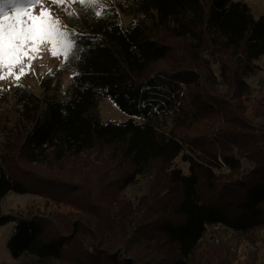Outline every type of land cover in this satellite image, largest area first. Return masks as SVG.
Returning a JSON list of instances; mask_svg holds the SVG:
<instances>
[{"label":"trees","instance_id":"1","mask_svg":"<svg viewBox=\"0 0 264 264\" xmlns=\"http://www.w3.org/2000/svg\"><path fill=\"white\" fill-rule=\"evenodd\" d=\"M102 2V17L91 11L82 14L79 3L77 10L66 12V25L78 40L94 37L84 39L80 61L44 76L40 93L27 85L14 86L11 97L17 107L12 119L3 117L2 103L8 96L0 92V136H5L6 146L0 157V226L15 223L8 248L16 263L8 264H146L144 257L152 264H195L193 255L209 227L224 225L240 233L264 227V163L253 161L242 174L243 145L238 139L231 138L233 149L223 151L205 148L199 136L187 140L178 132L217 110L214 94L186 97L187 88L200 84L203 70L211 73L206 78L212 77L213 83L219 75L234 92L251 94L248 79L259 71L258 61L264 57V14L254 16L241 0ZM69 12L76 14L74 19ZM122 15L132 21L124 25ZM171 40L184 41L185 58L171 70L156 69L171 54ZM210 58L217 61L218 75L208 65ZM71 71L65 89L61 73ZM104 98L129 118L103 120L97 107ZM262 109L264 127V105ZM254 125L243 118L233 128L240 130L238 137ZM258 142L262 155L264 139ZM15 148L18 155L25 151L28 162L42 164L99 149L126 166L130 174L109 201L118 208L124 204L114 211L119 217L112 219L113 228L80 208L74 218L69 215V228L57 232L51 227L53 234H48L42 216L2 213L1 203L9 193L29 192L6 165V153ZM179 157L187 170L177 165ZM158 171L165 175L167 189L178 195L179 221L163 218L152 229L155 233L146 236L140 227L150 191L134 205L124 190ZM234 171L247 177L241 176L231 188L242 193L239 200L213 202L201 195V186L213 191L220 176Z\"/></svg>","mask_w":264,"mask_h":264},{"label":"rangeland","instance_id":"2","mask_svg":"<svg viewBox=\"0 0 264 264\" xmlns=\"http://www.w3.org/2000/svg\"><path fill=\"white\" fill-rule=\"evenodd\" d=\"M105 1L116 4L121 0ZM241 1L250 7L254 16L264 14V0ZM44 4L51 10L54 17H58L66 25V12L69 8L77 10L78 2L77 0H60L58 5L53 6L51 0H44ZM35 12L38 14L39 6ZM122 21L124 25H128L132 21V17L122 15ZM169 42L173 45L172 52L167 60L155 67L156 69L171 70L174 68L173 63L179 64L178 62H182V58H185L183 57L186 45L184 41L171 40ZM41 56L42 58H40ZM62 59V56L54 58L51 55V46L45 45L37 53V58L32 63L34 74L24 75L20 84L30 86L34 92L40 93L41 79L48 74L49 69H51V73L55 72L60 67ZM216 62L214 59H208V65L211 66L214 75H218ZM258 63L259 71L248 79L251 86V94L248 96L234 92L232 88L223 83L219 75L214 84L212 77L206 78L211 73L208 70H203L204 77L200 84L187 88L186 97L191 99L193 94L196 97L202 94L206 96L214 94L217 98L215 102L219 103L217 110H213L193 127L178 130L187 140L199 136L200 141L204 142V147L208 149L229 151L234 147V145H230L231 138H233V142L238 139L241 142L240 145H243L239 148L242 174L250 170L254 162L264 163V154H260L258 142L264 139L263 109L260 111V106L264 105V57L260 58ZM72 76L73 71L61 73L65 89L70 86ZM14 86L15 82L12 78L0 80V92L8 96V99L2 103L1 109L3 117L6 119L14 118L16 112V105L11 97ZM97 111L103 120L125 121L129 118L110 98L100 100ZM243 118H249L250 122L255 125L237 137L240 130L238 129L237 132V129L233 127ZM135 119L141 121L138 117ZM4 137L0 136V157L4 154L6 147ZM18 150L15 148V150L6 153V165L15 178L28 186L29 192L25 194L9 193L1 203L2 213H13L26 217L42 216L48 222V234H53L55 231L61 232L60 230L69 228V215L72 214V218H74L78 215L75 211L80 208L88 211L91 215H96L101 220L103 219L105 224L113 228L112 219L119 217L114 211L123 208L124 204L121 203L118 208L109 201L112 199L113 192L120 189L124 178L130 174L126 166H121L117 160L107 156L103 150L99 149L82 156L66 158L61 162L43 164L28 162L24 157L25 151L18 155ZM176 162L185 170L188 169V164L180 157ZM241 176L236 171L234 173L226 172V175L219 177L215 190L210 191L204 185L201 186V195L208 201L214 202L225 198V200L234 203L239 200L242 193L238 190H231V188ZM242 178L244 180L247 177L243 175ZM148 189L150 191L149 204L146 206L148 210L144 213L140 227L141 233L146 236L155 233L152 229L163 218L179 221V216L175 213L178 195L167 189V180L162 172H156L151 179L146 176L138 178L134 184L124 190L125 197L131 199L136 205L139 198ZM231 205L233 206V204ZM126 213L127 211L122 212V215ZM109 215L113 217H109ZM14 226V222L0 226V264L16 263L8 248V240ZM51 227L56 230L52 231ZM145 252L151 254L148 250ZM140 253L144 254V249ZM159 256H162V252ZM142 259L144 263L152 264L149 257ZM193 260L195 264H264V227H257L245 233L235 232L224 225L209 227L193 255Z\"/></svg>","mask_w":264,"mask_h":264},{"label":"snow or ice","instance_id":"3","mask_svg":"<svg viewBox=\"0 0 264 264\" xmlns=\"http://www.w3.org/2000/svg\"><path fill=\"white\" fill-rule=\"evenodd\" d=\"M81 13L91 11L95 16L105 14L102 0H77ZM60 0H51L56 6ZM39 6L38 14L35 9ZM69 12L70 18H75ZM77 33L54 17L44 0H0V80L12 78L15 86L22 87L24 75L34 74L32 63L45 45L51 46V55L62 56L60 67L68 62L80 61L79 53L85 51L84 39H77ZM42 58V56L40 57ZM48 74H51L49 69ZM75 75H79L76 73Z\"/></svg>","mask_w":264,"mask_h":264}]
</instances>
